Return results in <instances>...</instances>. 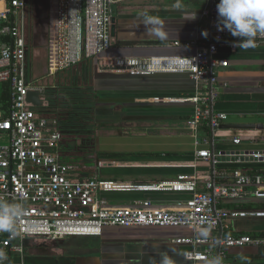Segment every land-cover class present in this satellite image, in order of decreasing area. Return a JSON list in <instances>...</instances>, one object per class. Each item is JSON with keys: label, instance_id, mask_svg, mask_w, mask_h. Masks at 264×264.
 Returning <instances> with one entry per match:
<instances>
[{"label": "built area", "instance_id": "built-area-1", "mask_svg": "<svg viewBox=\"0 0 264 264\" xmlns=\"http://www.w3.org/2000/svg\"><path fill=\"white\" fill-rule=\"evenodd\" d=\"M115 3L114 0H49L47 48L51 76L84 61H98L112 50ZM28 8V0H0V89L4 85L9 88L8 108H0L3 141L0 197L25 205L26 214L18 227L22 233H29L16 238L0 233V250L7 255L4 264H27L29 240L96 238L102 237L108 228L189 229L193 236L171 241L188 248L184 252L187 264H206L213 255L211 246L219 247L222 257L230 249L264 248L262 237L229 234L236 220L264 221L263 209H244L238 204L264 201V150L215 152L210 149L208 138L199 139L195 135V161L198 165L207 164V172L197 171L170 182L140 186L104 182L97 173L89 178L81 176L86 170L84 166L65 161L64 136L58 121L36 112L28 102L30 92L45 90L29 77ZM200 21L211 41L198 46L194 55L114 58L113 67L135 78L188 75L197 86L194 95L156 101L192 104V129L197 133L205 127L215 135L229 120L228 114L216 112L212 107L217 94L214 86L218 83L215 70L229 66L226 60H217L216 55L222 48L236 51L238 47L233 45L241 41L227 30H218L216 3L202 11ZM256 44L264 45V38L258 37ZM179 57L192 60L193 66L180 70ZM202 86L207 87L203 93ZM232 143L241 146L243 142L235 137ZM104 191L174 192L190 197L175 209L156 207L150 201L135 207L112 208L100 200ZM230 202L237 206H224ZM209 224L210 236L199 238L197 233Z\"/></svg>", "mask_w": 264, "mask_h": 264}, {"label": "crops", "instance_id": "crops-1", "mask_svg": "<svg viewBox=\"0 0 264 264\" xmlns=\"http://www.w3.org/2000/svg\"><path fill=\"white\" fill-rule=\"evenodd\" d=\"M114 1L116 3L113 6V18L116 19L117 30L112 50L102 59L95 61L100 70L102 67L110 68L100 71L103 83L101 88H104L100 91V106L98 105L95 114L101 123L116 124L128 120L131 125L142 126V130L152 134L137 138L124 135L102 138L99 150L103 155L95 161L99 165L91 174L87 166L78 164L86 168L80 173L81 176L88 177L97 173L104 182L140 186L170 182L182 175L191 176L197 171L207 172V164L198 165L195 161V135L199 139L208 138L211 142L210 149L215 152L234 154L264 150V45L247 50L238 48L236 51L222 48L216 55L217 60H226L229 66L215 70L218 83L214 86L217 94L212 107L216 112L228 114L229 120L215 135L205 127L200 128L197 133L192 129V104L156 101L194 95L197 86L188 75L132 78L127 73L111 68L114 58L194 55L198 46L203 47L211 41L209 33L200 21V15L211 3L218 5L220 0H179L182 5L179 9L174 7L177 0ZM28 2V11H37L34 21L39 23L42 18H47L49 0L46 13H41L40 8L36 6V0ZM142 13L159 17L166 23L169 33L167 40L149 38L145 35L142 25L135 26L139 24ZM44 23L46 25L45 20ZM41 25L42 22L39 24L40 28ZM205 32L207 36L204 35ZM47 47L48 43L45 48L48 49ZM39 50L34 48L32 52L37 54ZM32 52L29 53L30 79L31 58L34 57ZM108 82L111 85H106ZM203 90L206 91L207 87H203L202 93ZM41 92L44 106L36 108V112L58 121L56 113L50 115L52 113L48 111L45 91ZM60 122L61 120L58 124ZM236 126L256 128L235 129ZM59 129L61 130L60 125ZM128 137L133 140L126 139ZM235 137L242 139L241 146L232 143ZM114 138L115 141H111ZM119 139L124 141L119 142ZM63 144H68L67 147L70 145L66 138ZM64 155L70 159L74 158L68 148ZM99 197L112 208L135 207L150 201L156 207L175 209L190 196L174 192L104 191ZM263 222L252 219L236 220L231 224L229 234L250 235L264 232V227H259ZM193 235L191 230L182 228H108L102 237H96L100 240L96 245V255L92 258L95 261L81 258L77 264H149L150 257L159 260L157 253L165 251L169 255H173L174 251L176 264H187L184 252L188 248L174 245L171 241ZM210 250L212 257L219 255V247L211 246ZM259 250L252 247L227 250L223 263L264 264V257L260 256ZM241 254L245 259H241Z\"/></svg>", "mask_w": 264, "mask_h": 264}, {"label": "rangeland", "instance_id": "rangeland-1", "mask_svg": "<svg viewBox=\"0 0 264 264\" xmlns=\"http://www.w3.org/2000/svg\"><path fill=\"white\" fill-rule=\"evenodd\" d=\"M36 2V6L40 8L41 13H46L48 8L47 0H36ZM34 13L29 10L26 18V35L30 51L32 52L34 48L40 49L37 54L32 52L33 58L37 60L34 61L31 58V78L41 83L45 88L46 103H48L49 111L52 113L50 115L56 113L57 119L61 120L62 134L65 136L66 142L70 143L69 147H67L68 144H63L62 151L66 153V148H68L69 152L74 156L73 159L65 158V161L85 165L88 167L87 170L93 174L96 166L99 165L95 162L98 160L97 157L103 155L99 150L102 138L116 137L118 135L137 138L151 135L152 133L142 130V126L131 125L132 123H128V120H123L116 124L101 123V120H98L95 112L98 109L101 98L98 89L102 86L98 84L99 75L100 71H107L110 68L102 67L100 70L98 65L91 61V64L84 68L81 65L55 76L50 75L48 72L49 53L48 49L45 48L47 42L45 37H43L44 39H41V37L39 41L42 29L39 24L42 22L45 25L44 20L46 19L42 18L37 23L36 20L34 21L37 11ZM111 68L117 70L115 67ZM61 81H64V83ZM2 93L3 89L1 88L0 97ZM183 134L186 133L183 132ZM126 139L133 140L131 137ZM111 141L114 142L115 138ZM123 141L119 139V142ZM2 143L3 141L0 140V144ZM90 176L88 175V178ZM261 224L262 226L259 227H264V222ZM99 240L100 238H69L59 241L29 240L27 243V258H30V261L34 264H50L51 261H54V258L56 260L66 258L70 261L74 259L75 264L81 258L82 260L90 258L89 260L94 262L95 260L92 258L96 255V245Z\"/></svg>", "mask_w": 264, "mask_h": 264}, {"label": "clouds", "instance_id": "clouds-1", "mask_svg": "<svg viewBox=\"0 0 264 264\" xmlns=\"http://www.w3.org/2000/svg\"><path fill=\"white\" fill-rule=\"evenodd\" d=\"M175 8H181L179 0L174 5ZM219 31L231 33L234 38H238L241 42L234 44V47L241 49L255 48L257 46V38H264V0H220L217 5ZM195 18V17H194ZM192 18V19H194ZM143 26L145 35L149 38L164 41L168 39V30L166 23L159 17L142 13L139 18V24L136 27ZM207 36V33H204ZM181 63L180 70H185L193 66L192 60L179 57ZM131 63V61H129ZM26 208L23 203L9 202L0 197V233H7L10 238L29 234L27 231L21 232L18 225L25 217ZM211 224L202 228L198 233V237L206 239L210 236ZM159 260L155 257L149 258V264H176L173 255H169L167 251L158 252ZM241 259H245L241 254ZM7 255L0 250V264H4ZM206 264H223V257L216 255L206 261Z\"/></svg>", "mask_w": 264, "mask_h": 264}, {"label": "trees", "instance_id": "trees-1", "mask_svg": "<svg viewBox=\"0 0 264 264\" xmlns=\"http://www.w3.org/2000/svg\"><path fill=\"white\" fill-rule=\"evenodd\" d=\"M48 10H49V8H48ZM48 14H49V11H48ZM45 21H46V25H41L42 29H41V32H40L41 35H39V41H40V38L41 37H42L41 39H44L43 37H45V41L48 42V22H49V15L47 16V18H46ZM90 64H91V61H84L83 63H81L78 66L83 65V68H84V67H86V66H88ZM83 68H81V70H83ZM99 78L100 79H99V83L98 84L103 86V83L101 82V76L100 75H99ZM132 78H135V77H132ZM61 82L64 83V81H61ZM106 85H111V83L108 82ZM103 88L104 87L98 89V91H102ZM2 89H3V93H2V96L0 97V108L3 109V110H7L8 105H9V88H8V86H5L4 85L2 87ZM48 111H49V108H48ZM60 124H61V122L59 123V125ZM121 154H127V153H121ZM115 155H118V154H115ZM228 169L233 170L234 168L230 167ZM243 169L244 170H247L245 167H243ZM238 204L241 205L244 209L256 208V209H263L264 210V201H250V202H244V203H238ZM224 206L225 207H228V208H233V207L237 206V203L230 202V203H227ZM226 235H228V234H226ZM250 235L251 236H256V237H262V238H264V232H260V233H257V234H250ZM259 251H260V256L261 257H264V248H261ZM54 260H55V258H54ZM54 262H55V264H75L74 259L70 261V260H68L66 258L60 259V260H56Z\"/></svg>", "mask_w": 264, "mask_h": 264}, {"label": "water", "instance_id": "water-1", "mask_svg": "<svg viewBox=\"0 0 264 264\" xmlns=\"http://www.w3.org/2000/svg\"><path fill=\"white\" fill-rule=\"evenodd\" d=\"M213 2V0H211ZM213 3H211L210 6H212ZM116 30H117V25H116V19L113 18L112 20V28H111V33H112V37L115 38L116 37ZM41 92L39 91H32L28 94V102L31 103L34 108H42L44 106L43 101L41 100ZM241 127V128H240ZM245 127L247 128H256V126H236L235 129H244ZM26 263L27 264H34L30 261V258H26ZM36 264V263H35Z\"/></svg>", "mask_w": 264, "mask_h": 264}, {"label": "flooded vegetation", "instance_id": "flooded-vegetation-1", "mask_svg": "<svg viewBox=\"0 0 264 264\" xmlns=\"http://www.w3.org/2000/svg\"><path fill=\"white\" fill-rule=\"evenodd\" d=\"M54 261H56V259H55ZM54 261H52L53 263L51 262V264H55V262H54Z\"/></svg>", "mask_w": 264, "mask_h": 264}]
</instances>
